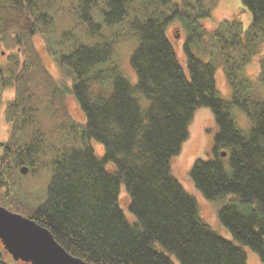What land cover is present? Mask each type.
Segmentation results:
<instances>
[{
    "label": "trees",
    "instance_id": "obj_1",
    "mask_svg": "<svg viewBox=\"0 0 264 264\" xmlns=\"http://www.w3.org/2000/svg\"><path fill=\"white\" fill-rule=\"evenodd\" d=\"M96 1L0 0L6 61L0 111L9 126L0 151V205L33 219L88 264H174L171 257L178 264H246L243 247L264 264V0H241L247 27L232 15L210 32L203 22L218 0ZM174 25L185 37L186 72L167 34ZM116 28L136 39L129 57L133 86L118 71L112 39L87 44L78 34L90 40ZM35 37L70 89L54 84ZM67 42V51L56 50ZM217 68L228 100L218 95ZM6 89L9 98L2 96ZM66 93L81 121L64 108ZM202 107L210 109L217 132L212 158L195 160L189 177L204 199L221 200L217 219L238 245L204 222L171 170ZM236 110L250 121L247 132L237 127ZM91 141L102 146L101 158ZM44 161L50 177L40 197L19 169L38 175ZM0 264H6L1 251Z\"/></svg>",
    "mask_w": 264,
    "mask_h": 264
},
{
    "label": "rangeland",
    "instance_id": "obj_2",
    "mask_svg": "<svg viewBox=\"0 0 264 264\" xmlns=\"http://www.w3.org/2000/svg\"><path fill=\"white\" fill-rule=\"evenodd\" d=\"M100 6V0H97ZM242 4L241 0H218L217 5L212 10L211 15L208 19L203 22V27L206 31L210 32L215 30L219 24L223 21L231 19L232 15H236V17L242 20L243 28L247 27L250 22V15L248 13L242 15ZM94 22L99 23V17L96 18L94 16ZM127 28V27H126ZM125 28V29H126ZM125 29H112L111 31L107 32L104 30V34H98L97 36L93 37V39L85 37L84 32L78 33L79 36L83 39V42L87 44H96V43H104L105 41H109L112 39V44H114V61L118 68V71L121 75L127 79V81L133 86L135 84L136 78L135 74L130 67L129 64V57L131 52L136 46V39L133 34H129V31ZM167 34L170 37L171 44L175 51L177 60L180 66L183 68L184 72H186V61L184 54L182 52V44L184 41V35L180 30L174 25L168 28ZM64 39L63 41H66ZM105 40V41H104ZM33 44L36 48L42 53V59L45 63V66L48 68V72L52 75L54 80V84L59 86H68L70 89L69 79L61 74L54 62L46 55V53L42 52V41L39 37H35L33 40ZM0 44V51L3 49L1 48ZM3 47V46H2ZM68 42L62 45L61 47L56 48L58 51H67L69 49ZM263 50V49H262ZM204 61H207L206 57H202ZM5 58L0 54V64H5ZM251 65V66H250ZM246 68V74L248 76H253L254 69L251 67L256 68L257 66L254 63H251ZM103 68V66H102ZM104 69V68H103ZM256 76V75H254ZM215 81H216V89L220 98L224 100H228L230 98V89L226 84L223 72L221 68H217L215 71ZM97 86V85H95ZM96 90V89H95ZM4 98L11 97V93L9 89H6L4 94L2 95ZM63 106L66 109L69 116L76 121H81L83 119L82 113L78 108L74 98L71 94L66 93L64 94L63 98ZM140 105L142 108L147 106V101L143 98H140ZM43 113V111H41ZM2 110L0 111V151H1V144L7 140L9 126L5 121V118L2 115ZM44 114V113H43ZM233 117L237 127L243 131L247 132L251 127L250 121L247 119L245 114L242 111L236 110L233 111ZM217 132V126L215 124L213 115L209 108L202 107L196 109L194 112L192 121L188 127V139L186 142L183 143L180 153L175 156L171 161V170L176 178V180L182 185V187L192 196L197 202V205L200 209V214L204 219V222L211 227V229L216 232L222 238L232 242L235 245H238L236 241L233 240L230 233L221 225V223L217 219V210L221 206V200H214L209 201L203 198V196L195 189L192 181L189 177V171L197 159L208 160L212 158V147H213V138L215 133ZM71 140L73 142H77L79 138L72 137ZM91 146L94 150L95 155L98 158L103 156V148L102 146L98 145V143L91 141ZM49 145L44 146L43 149L47 150ZM49 151V150H48ZM44 166H46L44 161ZM225 166L228 167L227 162ZM23 167V166H22ZM24 167H27L24 165ZM46 170L39 172L37 175L36 173H32L31 170L27 167L28 173L24 181H27L31 186V191L35 192L36 194L43 196L46 184L50 177V170L49 167L46 166ZM23 176L22 174H20ZM123 191V187H122ZM121 200L122 207L124 208V212L129 220V214L126 211L127 200L123 198ZM1 206V205H0ZM3 207V206H2ZM5 208V207H4ZM8 210V209H7ZM10 211V210H9ZM12 212V211H11ZM15 213V212H14ZM19 214V213H18ZM206 220V221H205ZM243 250L246 254V264H262L256 254H254L248 247H243ZM0 251L2 252L3 260L6 264H22L20 261H14L12 257L2 248L0 243ZM171 260L174 264H178L172 257Z\"/></svg>",
    "mask_w": 264,
    "mask_h": 264
},
{
    "label": "water",
    "instance_id": "obj_3",
    "mask_svg": "<svg viewBox=\"0 0 264 264\" xmlns=\"http://www.w3.org/2000/svg\"><path fill=\"white\" fill-rule=\"evenodd\" d=\"M3 54V52H1ZM225 153H221L224 157ZM27 167L19 173L25 175ZM0 243L14 261L28 264H88L70 255L33 219L0 206Z\"/></svg>",
    "mask_w": 264,
    "mask_h": 264
}]
</instances>
